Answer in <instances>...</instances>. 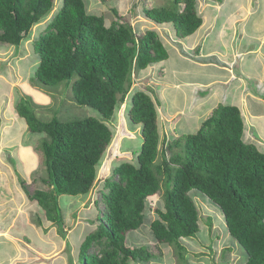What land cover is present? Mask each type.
<instances>
[{"label": "trees", "instance_id": "trees-1", "mask_svg": "<svg viewBox=\"0 0 264 264\" xmlns=\"http://www.w3.org/2000/svg\"><path fill=\"white\" fill-rule=\"evenodd\" d=\"M140 3L135 5L148 25L172 27L180 38L192 35L203 23L197 0L150 7ZM53 7L54 0H0V43L20 46ZM112 10L116 19L108 23L104 15L88 11L86 0H63L48 27L39 31L34 48L40 58L34 81L49 88L69 84L76 103L96 109L100 117L44 120L27 98L16 104L28 130L46 135L36 147L44 156L45 187L30 191L26 181L19 179L20 185L43 209L38 224L58 225L63 236L59 197L92 190L98 164L113 140L108 121L117 104L125 100L136 75L169 57L158 29H138L116 8ZM152 91L145 85L131 96L128 115L142 127L141 147L136 162L115 166L117 179L112 175L105 181L101 190L105 210L81 242L77 263L151 264L157 256L149 245L130 246L127 235L144 224L148 198L161 191L163 182V208H155L151 235L158 244L174 248L180 264L187 252L182 240L200 231L191 189L219 206L229 234L245 249V264H264V151L243 139L240 108L220 104L196 132L162 140L159 101Z\"/></svg>", "mask_w": 264, "mask_h": 264}, {"label": "rangeland", "instance_id": "rangeland-1", "mask_svg": "<svg viewBox=\"0 0 264 264\" xmlns=\"http://www.w3.org/2000/svg\"><path fill=\"white\" fill-rule=\"evenodd\" d=\"M137 1L139 4L143 1L144 6L150 7V4L155 6L166 5L172 0H86V3L89 12L104 15L108 23L116 19L112 12V9L116 8L119 14L128 18L136 28L139 27L142 30L150 27L158 29L166 45L180 38L177 34H174L175 31L172 27L148 25L145 22L146 19L139 16L140 7L135 5ZM202 2L207 3L206 0H202ZM62 3L63 0H54L52 11L33 27L31 33L22 40L20 46L0 43V139L2 140L0 142L4 145L0 157L3 162H12L7 165L9 168L11 164V170L14 169L12 178L8 183L14 188H21L15 178L26 181L30 191L36 187H45L41 178L47 176L44 156L39 148H36L39 147L46 135L28 130L23 121L24 118H21L15 110L19 100L27 98L32 101L37 115L44 120H49L53 116L63 120L89 116L100 117V113L96 109L76 103L69 84L64 82L57 87L49 88L38 85L33 79L40 62V58L34 50L35 41L43 26L47 28L48 23L59 12ZM258 7L259 10H256L254 16L246 23V27L251 32L248 37L250 43L262 37V31L258 34L255 25L259 28L262 27L264 30V0L258 2ZM168 28L171 29L173 37L172 34L170 36L166 35L169 33ZM142 30H138V32H142ZM185 39L191 40V37ZM155 77L162 78V76ZM143 78L137 79L135 76L130 92L125 100L117 104L116 113L108 121L113 132V140L98 164L97 177L92 190L85 195H61L59 197L64 218L65 236L58 230V225L47 221H44L42 225L38 224V218L44 216L43 209L35 200L31 201L29 196L24 194L26 200L23 203L22 213L16 218V225L15 221L12 222L6 235L8 239L6 241H11V245L0 240V264H5L7 254L13 248L17 251H11L16 259H11L10 262L7 261V264H78L79 246L85 235L97 227L99 223L97 216L105 210V203L101 198V190L104 188L105 181L113 175L115 166L124 161L136 162V154L142 143V127L133 124L128 114L132 94L147 84L145 81L148 80ZM250 82L252 87H257L255 91L262 92L264 97V82L262 84L258 81H256V84H253L252 80ZM233 83L234 81L230 85H233ZM205 91L201 92L202 95L208 93V89ZM166 93L178 95L173 88L167 89ZM221 98V95L216 97L220 100ZM163 103L162 101L161 105ZM167 104H169V100H166ZM253 105L252 111L258 115L250 116V120L248 119L250 126L246 128L243 139L255 143L264 151V102L256 101ZM9 114L13 116L11 118L13 121L14 118L17 121H14L3 132L8 127L3 116ZM175 117L173 120L176 122L179 117ZM195 123V119L184 116L178 119L180 126L176 125L175 128L177 131H182V133L194 132L197 128L194 129L192 124ZM256 126H258L257 129ZM185 128L187 130L183 131ZM168 137H170V133ZM176 137V135H173V139ZM9 141L15 144H10ZM167 156H171V153L168 152ZM0 170L5 174L7 169L1 164ZM113 179H117L116 175H113ZM164 187L162 182L161 191L148 198L146 221L138 230L128 233L127 242L130 246L149 245L151 251L157 256L156 259H152L151 264H180L174 248L169 245L158 244L151 235L150 222L155 218V208L157 206L163 208ZM20 190L23 194V189ZM189 194L199 211L200 231L195 237L182 240L187 252L186 260L182 261L181 264H245V249L229 234L224 215L219 206L196 189H191ZM96 200L98 204H96ZM19 202V199L14 197L12 204L0 207L1 225L8 224L7 222L12 215L19 211L17 207ZM9 234L11 237H9ZM1 238L5 237L1 236ZM128 264L136 263L129 261Z\"/></svg>", "mask_w": 264, "mask_h": 264}, {"label": "crops", "instance_id": "crops-1", "mask_svg": "<svg viewBox=\"0 0 264 264\" xmlns=\"http://www.w3.org/2000/svg\"><path fill=\"white\" fill-rule=\"evenodd\" d=\"M206 1L207 3L204 4L202 0H197L198 12L203 19V23L195 33L187 36L191 37V40H186V37H184L167 44L168 59L158 67H149L146 71L140 72L138 76L136 75L137 79L144 77L143 79L148 80L145 81L146 85L153 88L154 91L152 92L155 93V98L159 101L157 105L158 125L162 140L164 136L168 140H172L173 135L178 137L187 133L177 131L175 128L176 125L180 126L178 119L184 116L195 119L196 123L192 124V127L198 130L202 122L220 104H234L240 108L244 136L246 128L250 126L248 119L250 120V116L258 115L252 111L253 104L256 101L264 102L262 92L255 91L257 87H252L250 82L251 80L253 84H256V81L261 84L264 82V30L262 27L259 28L255 25L258 34L262 31V37L250 43L248 37L251 32L246 27V23L254 16L256 10H259L258 2L260 0ZM168 29L169 33L166 35L170 36L172 34L173 37L171 29ZM155 76H162V78L158 79ZM232 81L234 83L230 85ZM170 88L175 89L178 95L166 93L167 89ZM207 89L208 93L202 95L201 92ZM217 95L222 96L221 100L216 99ZM160 100L164 102L162 105ZM166 100H169L167 105ZM174 116L179 117L176 122L173 120ZM12 117L11 114L3 116L4 121L7 122L6 125H8L3 132L14 121H17L15 118L13 121ZM23 121L27 125L25 119ZM257 128L258 126H256ZM186 130L187 128L183 129V131ZM169 133L170 137H168ZM0 141L2 140L0 139ZM3 146L0 142V153ZM0 162L7 169L5 174L0 170V207L12 204L14 197L20 201L17 205L19 211L12 215L7 222L8 224L1 225L0 223V237L4 236L6 238L12 222L22 213L26 192L21 185V188H14L8 183L12 178L14 169L11 170V164L9 168L7 165L12 162H3L1 157ZM15 181L19 186V179L15 178ZM19 189H23V194ZM5 238H1V242H7L8 239ZM11 243V241L7 242L8 245H11ZM12 250L17 252L15 248L9 250L10 253L7 254L8 262L11 259H16L14 253L11 252ZM7 261L5 264L8 263Z\"/></svg>", "mask_w": 264, "mask_h": 264}]
</instances>
